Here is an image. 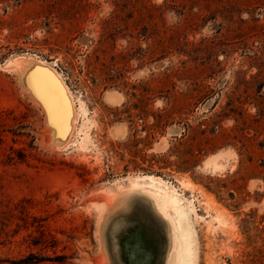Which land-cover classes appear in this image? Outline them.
<instances>
[{"label":"rangeland","instance_id":"374dc122","mask_svg":"<svg viewBox=\"0 0 264 264\" xmlns=\"http://www.w3.org/2000/svg\"><path fill=\"white\" fill-rule=\"evenodd\" d=\"M173 197L264 264V0H0V264H176Z\"/></svg>","mask_w":264,"mask_h":264},{"label":"bare ground","instance_id":"6f19581e","mask_svg":"<svg viewBox=\"0 0 264 264\" xmlns=\"http://www.w3.org/2000/svg\"><path fill=\"white\" fill-rule=\"evenodd\" d=\"M28 66V65H27ZM57 75V74H56ZM59 76V75H58ZM57 76V77H58ZM61 84V83H60ZM59 86V85H58ZM64 86V85H63ZM66 92V90H65ZM67 93V92H66ZM107 95V102L111 103V104H117L120 100V96H118L117 94H114V93H108L106 94ZM68 99V98H67ZM116 133L119 135L120 134V131H116ZM215 157V158H214ZM210 161H208L206 163V167L208 164H212L211 168L213 166H215L214 164V160L218 157L217 155L214 156ZM221 158V157H220ZM218 160V159H217ZM216 160V161H217ZM215 161V162H216ZM206 162V161H205ZM204 162V164H205ZM203 164V165H204ZM222 165V164H221ZM210 167V166H209ZM219 167V165H218ZM217 167V168H218ZM215 169V167H214ZM143 178H146L148 180H152L153 177L151 176H144ZM152 196L157 200L159 201L160 203L163 204H166L167 203V198L165 197V195H161L160 193H156V192H153L152 193ZM170 207L172 209V212H173V215H174V218L177 222V229L176 230H173L174 232L177 231V239H178V245L179 246V254H178V258L175 257V260L177 258V262L176 261H172L173 263L176 262V264H189V258H190V249H189V240H188V232L184 226L185 224V221H186V215L180 205V201L177 199V198H171L170 199ZM171 225V224H170ZM173 229V228H171ZM172 234H174L172 232ZM178 248V247H177ZM174 257V255H173ZM174 259V258H173ZM175 264V263H174Z\"/></svg>","mask_w":264,"mask_h":264}]
</instances>
